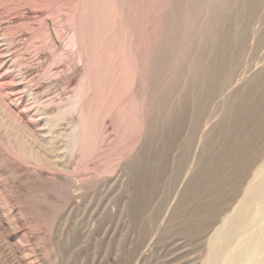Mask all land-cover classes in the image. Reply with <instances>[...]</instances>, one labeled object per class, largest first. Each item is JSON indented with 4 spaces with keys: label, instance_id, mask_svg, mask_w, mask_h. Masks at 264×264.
Instances as JSON below:
<instances>
[{
    "label": "rangeland",
    "instance_id": "obj_1",
    "mask_svg": "<svg viewBox=\"0 0 264 264\" xmlns=\"http://www.w3.org/2000/svg\"><path fill=\"white\" fill-rule=\"evenodd\" d=\"M263 159L264 0H0V264H206Z\"/></svg>",
    "mask_w": 264,
    "mask_h": 264
},
{
    "label": "bare ground",
    "instance_id": "obj_2",
    "mask_svg": "<svg viewBox=\"0 0 264 264\" xmlns=\"http://www.w3.org/2000/svg\"><path fill=\"white\" fill-rule=\"evenodd\" d=\"M248 224L256 225V229L249 236L246 247H233L232 240L242 238ZM209 241L211 252L206 264H262L259 256L264 251V159L256 166L241 197L214 229Z\"/></svg>",
    "mask_w": 264,
    "mask_h": 264
}]
</instances>
